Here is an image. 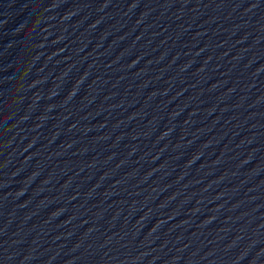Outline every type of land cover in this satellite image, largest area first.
<instances>
[{
  "label": "water",
  "instance_id": "water-1",
  "mask_svg": "<svg viewBox=\"0 0 264 264\" xmlns=\"http://www.w3.org/2000/svg\"><path fill=\"white\" fill-rule=\"evenodd\" d=\"M0 264H264V0H0Z\"/></svg>",
  "mask_w": 264,
  "mask_h": 264
}]
</instances>
